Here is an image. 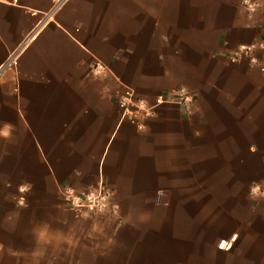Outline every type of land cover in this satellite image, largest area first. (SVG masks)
Returning a JSON list of instances; mask_svg holds the SVG:
<instances>
[{
	"label": "crops",
	"instance_id": "obj_1",
	"mask_svg": "<svg viewBox=\"0 0 264 264\" xmlns=\"http://www.w3.org/2000/svg\"><path fill=\"white\" fill-rule=\"evenodd\" d=\"M253 1L254 12L241 0H0V264H106L84 238L100 220L68 209L65 188L111 192L107 219L130 235L112 247L131 251L122 264L139 250L174 264L169 235L153 245L160 231L137 220L187 201L203 171L223 195L236 176L264 189V49L229 55L264 38ZM180 87L192 109L160 105L142 128L123 118L126 88L153 100ZM256 218L242 264H264V205Z\"/></svg>",
	"mask_w": 264,
	"mask_h": 264
},
{
	"label": "rangeland",
	"instance_id": "obj_2",
	"mask_svg": "<svg viewBox=\"0 0 264 264\" xmlns=\"http://www.w3.org/2000/svg\"><path fill=\"white\" fill-rule=\"evenodd\" d=\"M203 171V177H198V185L187 186V201L184 202H157L155 207V217L152 219H141L138 225H154L155 232L160 233L149 235L153 245H158L159 241L164 240L169 235L172 246L170 260L176 264L184 259V264H242L243 263V245L248 241H257L255 235L250 232L251 225H257L256 211L264 202L258 200V194L262 192V186L253 191L257 183L250 186L244 184L246 180L240 177L235 178L233 191L229 195H223L215 185L214 180ZM192 181V180H191ZM194 181V180H193ZM201 183V184H200ZM231 191V190H230ZM228 198V200H222ZM219 199V200H218ZM221 199V200H220ZM166 209V212L164 211ZM113 213L111 203L109 209L100 215L85 214L84 216L97 218L100 220V226L92 234L84 237L87 243H96L104 247L101 251L106 254V264H122L121 255L131 251L112 249L125 239H130L129 234L115 232L114 222L107 219ZM167 214H169L167 218ZM129 225L130 220L127 221ZM124 225L123 222H120ZM88 228L93 225L86 224ZM169 233L167 234L166 232ZM165 232V233H163ZM148 235L140 234L138 241L146 245ZM115 243V244H114ZM118 243V244H117ZM233 246V248H232ZM225 248V249H224ZM232 249L231 255L226 254V249ZM39 252L51 253L50 249L39 248ZM154 252V262H163L164 251ZM136 259L133 262L137 264H150L146 258V250L132 251ZM131 257V256H130Z\"/></svg>",
	"mask_w": 264,
	"mask_h": 264
},
{
	"label": "built area",
	"instance_id": "obj_3",
	"mask_svg": "<svg viewBox=\"0 0 264 264\" xmlns=\"http://www.w3.org/2000/svg\"><path fill=\"white\" fill-rule=\"evenodd\" d=\"M242 6L248 12H254L259 3L253 0H241ZM255 47L264 49V38L256 44L242 45L229 55L232 60H237L243 54H249ZM7 65H10L8 62ZM92 71L96 75H102L106 72L105 66L96 61L92 66ZM196 102V95L185 87L175 89L168 94H160L153 100L138 97L135 92L126 88L124 94L119 99V106L122 110V116L138 128L143 127V120L152 116L156 109L163 104H178L190 110ZM259 189L255 186L253 191ZM111 192L103 185L85 193H77L71 188L64 189V200L68 209L76 214L100 215L105 213L110 206Z\"/></svg>",
	"mask_w": 264,
	"mask_h": 264
}]
</instances>
